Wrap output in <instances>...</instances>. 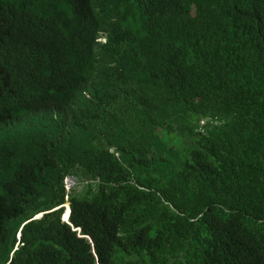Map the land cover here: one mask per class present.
Wrapping results in <instances>:
<instances>
[{"label": "trees", "instance_id": "trees-1", "mask_svg": "<svg viewBox=\"0 0 264 264\" xmlns=\"http://www.w3.org/2000/svg\"><path fill=\"white\" fill-rule=\"evenodd\" d=\"M0 264H264V0H0Z\"/></svg>", "mask_w": 264, "mask_h": 264}, {"label": "clouds", "instance_id": "clouds-1", "mask_svg": "<svg viewBox=\"0 0 264 264\" xmlns=\"http://www.w3.org/2000/svg\"><path fill=\"white\" fill-rule=\"evenodd\" d=\"M99 42H105V39H100L98 40ZM45 107V108H44ZM47 105L46 106H40V108H37L36 110H38L36 113H34L36 116L39 117V127L41 129L42 127V124H43V121L47 115ZM213 124V121L212 119L210 118H206L202 121H200V125H199V131L203 134L205 133V127L207 126V124ZM69 182L70 183V190L67 191V194H69L71 192V188L74 187L76 185V180L72 179L71 177H67L65 180H64V186H65V182ZM66 188V186H65ZM68 197L66 198V203L62 206L64 209H65V212H64V219L66 222L69 223V218H70V215H71V209H70V204L68 202ZM44 214H40L38 216H36L35 219H41L43 217ZM20 236L21 234L18 233V240L20 241Z\"/></svg>", "mask_w": 264, "mask_h": 264}, {"label": "rangeland", "instance_id": "rangeland-1", "mask_svg": "<svg viewBox=\"0 0 264 264\" xmlns=\"http://www.w3.org/2000/svg\"><path fill=\"white\" fill-rule=\"evenodd\" d=\"M65 186H66V190L69 191L70 190V183L66 181Z\"/></svg>", "mask_w": 264, "mask_h": 264}]
</instances>
